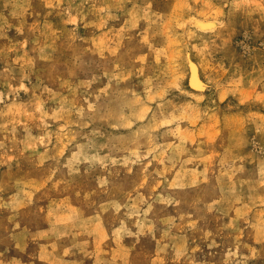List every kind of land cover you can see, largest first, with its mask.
Masks as SVG:
<instances>
[{
	"label": "rangeland",
	"instance_id": "374dc122",
	"mask_svg": "<svg viewBox=\"0 0 264 264\" xmlns=\"http://www.w3.org/2000/svg\"><path fill=\"white\" fill-rule=\"evenodd\" d=\"M0 264H264V0H0Z\"/></svg>",
	"mask_w": 264,
	"mask_h": 264
},
{
	"label": "bare ground",
	"instance_id": "6f19581e",
	"mask_svg": "<svg viewBox=\"0 0 264 264\" xmlns=\"http://www.w3.org/2000/svg\"><path fill=\"white\" fill-rule=\"evenodd\" d=\"M198 23V26H200V28L202 29H209V28H213L215 27V23L214 21H209V20H201L199 19L197 21ZM194 62V61H192ZM190 66H192V69H191V82H192V85L195 87V88H198L200 89L201 88V79L199 78V74H198V67L195 63H192ZM192 86V87H193Z\"/></svg>",
	"mask_w": 264,
	"mask_h": 264
}]
</instances>
